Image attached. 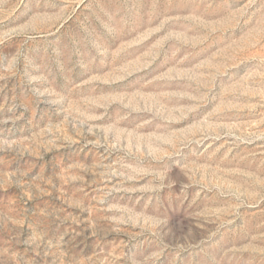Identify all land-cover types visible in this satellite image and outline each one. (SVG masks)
Returning <instances> with one entry per match:
<instances>
[{"label":"rangeland","instance_id":"374dc122","mask_svg":"<svg viewBox=\"0 0 264 264\" xmlns=\"http://www.w3.org/2000/svg\"><path fill=\"white\" fill-rule=\"evenodd\" d=\"M0 264H264V0H0Z\"/></svg>","mask_w":264,"mask_h":264}]
</instances>
